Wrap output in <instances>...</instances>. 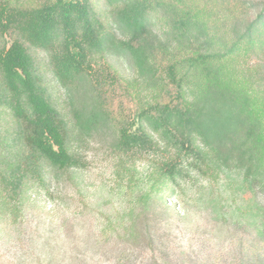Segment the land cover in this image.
Returning a JSON list of instances; mask_svg holds the SVG:
<instances>
[{"label": "trees", "instance_id": "16d2710c", "mask_svg": "<svg viewBox=\"0 0 264 264\" xmlns=\"http://www.w3.org/2000/svg\"><path fill=\"white\" fill-rule=\"evenodd\" d=\"M97 139L170 154L120 264L158 246L149 209H168L159 186L188 168L238 172L264 194V0H0V220L83 169Z\"/></svg>", "mask_w": 264, "mask_h": 264}, {"label": "rangeland", "instance_id": "374dc122", "mask_svg": "<svg viewBox=\"0 0 264 264\" xmlns=\"http://www.w3.org/2000/svg\"><path fill=\"white\" fill-rule=\"evenodd\" d=\"M84 154L83 169L46 189L33 186L15 221L0 220V264H120L116 248H130L121 238L128 218L145 213L139 207L158 179V161L170 154L132 158L101 139ZM201 166L198 173L188 168L174 187L160 184L157 205L168 209H149L147 219L158 246L133 250L123 264L151 255L161 264H264V194H255L257 182Z\"/></svg>", "mask_w": 264, "mask_h": 264}]
</instances>
